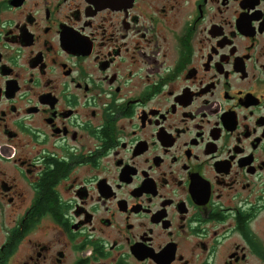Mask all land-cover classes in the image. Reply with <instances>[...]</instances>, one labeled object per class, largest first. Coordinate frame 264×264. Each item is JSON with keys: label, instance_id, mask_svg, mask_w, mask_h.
Listing matches in <instances>:
<instances>
[{"label": "flooded vegetation", "instance_id": "flooded-vegetation-1", "mask_svg": "<svg viewBox=\"0 0 264 264\" xmlns=\"http://www.w3.org/2000/svg\"><path fill=\"white\" fill-rule=\"evenodd\" d=\"M0 264H264V0H0Z\"/></svg>", "mask_w": 264, "mask_h": 264}]
</instances>
